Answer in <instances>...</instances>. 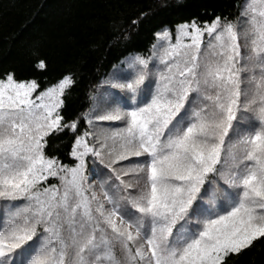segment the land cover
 I'll list each match as a JSON object with an SVG mask.
<instances>
[{"label": "snow or ice", "instance_id": "snow-or-ice-1", "mask_svg": "<svg viewBox=\"0 0 264 264\" xmlns=\"http://www.w3.org/2000/svg\"><path fill=\"white\" fill-rule=\"evenodd\" d=\"M206 15L155 32L71 116V73L39 92L0 75V264H227L264 238V0Z\"/></svg>", "mask_w": 264, "mask_h": 264}, {"label": "trees", "instance_id": "trees-1", "mask_svg": "<svg viewBox=\"0 0 264 264\" xmlns=\"http://www.w3.org/2000/svg\"><path fill=\"white\" fill-rule=\"evenodd\" d=\"M242 2V0H241ZM237 0H0V75L14 71L18 79H34L37 92L71 73L75 83L66 95L65 114L86 104L90 88L130 52L147 53L154 33L167 27L207 19L206 13L229 14ZM143 13L142 16L140 14ZM140 17L135 27L129 21ZM127 29V39L117 29ZM45 69L35 66V53ZM67 140H57L52 154L62 163L70 157ZM51 183H57L50 179ZM227 264H264V238Z\"/></svg>", "mask_w": 264, "mask_h": 264}, {"label": "rangeland", "instance_id": "rangeland-1", "mask_svg": "<svg viewBox=\"0 0 264 264\" xmlns=\"http://www.w3.org/2000/svg\"><path fill=\"white\" fill-rule=\"evenodd\" d=\"M50 179H52V178H50ZM54 180V179H53ZM90 182H91V180H90ZM57 183H58V181H57Z\"/></svg>", "mask_w": 264, "mask_h": 264}]
</instances>
